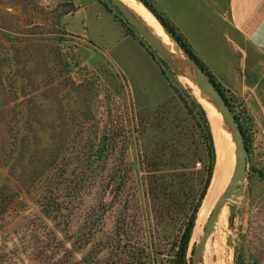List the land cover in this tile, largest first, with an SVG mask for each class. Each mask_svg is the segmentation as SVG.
Wrapping results in <instances>:
<instances>
[{
	"label": "rangeland",
	"instance_id": "1",
	"mask_svg": "<svg viewBox=\"0 0 264 264\" xmlns=\"http://www.w3.org/2000/svg\"><path fill=\"white\" fill-rule=\"evenodd\" d=\"M200 23L205 36L188 41L214 74L229 73L232 58ZM254 61L247 90L220 81L248 169L232 224L225 205L199 264H264V60ZM190 79L111 0H0V264H170L207 174Z\"/></svg>",
	"mask_w": 264,
	"mask_h": 264
},
{
	"label": "crops",
	"instance_id": "2",
	"mask_svg": "<svg viewBox=\"0 0 264 264\" xmlns=\"http://www.w3.org/2000/svg\"><path fill=\"white\" fill-rule=\"evenodd\" d=\"M154 1L190 42L192 35L205 36L200 21L209 22L206 27H214L212 35L219 43L217 45L225 46L222 50L228 54L227 60L232 58L229 60V73L228 70L224 71V67L219 74L213 73L216 79L219 82L225 79V83L235 92H243L250 87V72H255L260 64L256 65L254 60H264V0ZM195 51L201 53L199 49ZM200 55L203 59V55ZM251 55L254 56L250 62Z\"/></svg>",
	"mask_w": 264,
	"mask_h": 264
},
{
	"label": "water",
	"instance_id": "3",
	"mask_svg": "<svg viewBox=\"0 0 264 264\" xmlns=\"http://www.w3.org/2000/svg\"><path fill=\"white\" fill-rule=\"evenodd\" d=\"M127 21L134 27L137 33L148 42V44L158 53L168 67L177 75L194 74L198 84L201 86L205 96L215 102L229 124L236 147V158L231 178L223 191L216 200L214 207L205 223L202 235L192 253V264H199L200 258L206 247L209 236L215 228V224L221 209L225 205L230 206L229 223L232 224L237 207V199L243 194L244 181L247 177L248 169V147L241 126L235 113L227 102V99L206 73L203 67L179 44L173 34L158 19L153 11L140 0L151 13L160 21L167 33L174 39L181 49V54H176L133 12V10L123 0H111ZM200 102V101H199ZM201 103V102H200ZM202 104V103H201ZM203 106V105H202ZM204 107V106H203ZM205 109V108H204ZM209 189V188H208ZM229 244L233 245L232 237Z\"/></svg>",
	"mask_w": 264,
	"mask_h": 264
},
{
	"label": "bare ground",
	"instance_id": "4",
	"mask_svg": "<svg viewBox=\"0 0 264 264\" xmlns=\"http://www.w3.org/2000/svg\"><path fill=\"white\" fill-rule=\"evenodd\" d=\"M130 8L136 9L133 12L156 34L157 36L168 46L171 47L175 44L174 39H171L165 34L167 32L160 21H157V18L149 9L140 1V0H123ZM137 3L138 6L135 4ZM138 8V9H137ZM160 25V30H159ZM191 79V83L197 90V94L204 105L206 112H210L211 118V127L213 130L216 149H217V162L215 166V172L213 180L211 182L210 188L206 195V198L203 203V207L199 213L197 223L194 230L193 239L197 240L201 235L205 223L209 217L210 212L212 211L214 204L219 196L221 191L226 188L235 164L236 158V147L235 140L231 131L229 124L227 123L222 112L218 108L217 104L209 100L201 86L198 84L194 74L187 75Z\"/></svg>",
	"mask_w": 264,
	"mask_h": 264
},
{
	"label": "trees",
	"instance_id": "5",
	"mask_svg": "<svg viewBox=\"0 0 264 264\" xmlns=\"http://www.w3.org/2000/svg\"><path fill=\"white\" fill-rule=\"evenodd\" d=\"M144 3L153 11V13L158 17V19L167 27V29L173 34L175 39L179 42V44L203 67V69L206 71V73L211 77L213 82L217 85V87L221 90L225 98L227 99V102L231 106L233 112L234 108L229 100V98L226 96L225 90L222 87V84L216 79L213 72L210 70L208 65L201 59L191 43L188 41V39L179 31V29L162 13L160 12L149 0H143ZM77 8H73L71 11H76ZM193 104L197 107L199 117L203 126L204 130V145L208 156V161L206 164V180L203 188L199 192L198 197L196 198V201L191 205V211L190 214L187 217L186 224L184 227V230L182 234L180 235L178 242L176 244L175 253L172 257H170V264H192V256L188 257V251L190 247L191 238L193 235V231L195 228L196 220L198 217V212L202 206V202L206 196L208 187L211 183L214 168L216 164V149H215V143H214V136L212 132L211 123L209 120V117L207 115L206 110L202 106V104L199 102V100L193 96L192 97ZM237 120L241 126V129L243 131V134L245 136L246 144L248 147V139L246 136V130L244 128V125L240 121V118L236 115ZM249 149V147H248ZM120 187V186H119ZM194 251V249H193ZM192 251V252H193Z\"/></svg>",
	"mask_w": 264,
	"mask_h": 264
}]
</instances>
